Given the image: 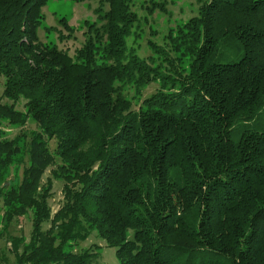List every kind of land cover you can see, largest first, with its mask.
<instances>
[{
    "label": "trees",
    "instance_id": "1",
    "mask_svg": "<svg viewBox=\"0 0 264 264\" xmlns=\"http://www.w3.org/2000/svg\"><path fill=\"white\" fill-rule=\"evenodd\" d=\"M47 1L0 0V239L31 219L15 264H97L74 251L93 232L118 264H264V0H196L148 59L133 0H98L73 55L39 41Z\"/></svg>",
    "mask_w": 264,
    "mask_h": 264
},
{
    "label": "rangeland",
    "instance_id": "2",
    "mask_svg": "<svg viewBox=\"0 0 264 264\" xmlns=\"http://www.w3.org/2000/svg\"><path fill=\"white\" fill-rule=\"evenodd\" d=\"M154 3L156 7H152ZM98 6V0H85L81 3H73L69 0H48L42 9L44 16L43 25L51 27L52 33H46L42 29L37 31L39 41L45 43L50 41L55 43L59 49L68 51L73 55L74 50L79 49L84 41L85 21H94V13ZM162 7V8H160ZM199 3L196 0H133L132 11L136 14L137 22L132 37L128 40L127 46L133 49L136 55L141 59L156 58V55L150 49L148 43L151 42L159 47L165 46L166 35L170 28L176 24L185 22L197 14ZM152 8V12H149ZM65 18L68 25L74 29L70 39L59 41L57 39L60 31H63L58 23V19ZM66 35V33L64 34ZM158 86L150 84L143 90L142 98H147L155 93ZM3 90V79L0 78V97ZM2 102H7L2 99ZM16 108L23 110V101H20ZM264 126V120L260 122ZM36 129V126L28 122L25 127L20 129H6L9 138H13L19 132H29ZM232 141H236L235 135ZM53 147V142L50 143ZM49 176V171L42 178V183ZM51 197L48 201L52 213L56 212L62 204V182L52 179ZM3 214L2 202L0 200V217ZM48 224L43 225L46 230ZM31 219L30 215L15 219L8 227L6 233L0 239V264H15V258L10 248V237H22L25 242L30 238ZM97 246V252L100 256L97 258V264H118L115 257V250L108 248L106 243L93 232L84 242H78L74 245V251L93 249Z\"/></svg>",
    "mask_w": 264,
    "mask_h": 264
}]
</instances>
